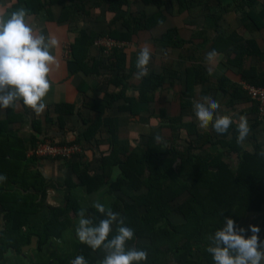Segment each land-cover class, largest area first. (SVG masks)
I'll use <instances>...</instances> for the list:
<instances>
[{
	"label": "trees",
	"instance_id": "1",
	"mask_svg": "<svg viewBox=\"0 0 264 264\" xmlns=\"http://www.w3.org/2000/svg\"><path fill=\"white\" fill-rule=\"evenodd\" d=\"M68 1L17 0L11 11L23 8L28 15L41 14L47 11L48 17L53 18L49 7L54 4H61L68 13L74 12V10L76 12L85 11L86 4L90 3L84 4V0H78L81 2H75L74 5L68 6ZM140 1L145 5H154L158 9L157 13L146 17L143 12H139V15H133L130 10L122 11V7L129 8L134 5L135 0L96 1L95 5L98 7L108 5V9L115 12V22L121 18L124 20L125 30L120 31L117 28H110L107 32L110 33L109 36L128 41L138 31L155 28L158 24L165 22L167 18L164 14L165 10L170 6L169 3L173 2V0ZM176 1L179 3L181 14L203 6L207 10L213 11V5H215L226 12L240 8L244 11V19L249 22L245 25L246 29L250 31L264 29V7L259 12L252 9L257 0ZM246 8H250V10L247 11ZM217 13L213 11V14L207 15L208 19L216 21ZM63 18H65L64 15L61 19ZM177 31L178 28L167 30L158 38V43L165 47L183 46L188 40L177 38ZM221 33L218 29L213 38L211 49L221 52L231 46L233 56L228 58L229 62L238 66L242 77L249 84L264 87L263 73L257 74L254 68L243 67L244 55L256 54L261 58L264 54L255 40H245L238 37L235 32L226 35ZM91 36L95 37V34L87 33V30L83 29L75 48L87 49L88 39ZM111 57L115 59L112 60L110 65L115 63L116 69L123 72L126 67L125 54L119 50V47H114L113 56ZM136 61L137 56H132L128 75H131L133 71H137ZM104 62V58L103 61L96 62L92 66L93 69L102 72L99 67ZM71 69L76 71V68L72 65ZM200 69L194 65L186 68V94L193 91L197 82H205L208 79L203 74V70ZM165 73V71L156 72L153 70L143 77L139 86L138 99L127 97L124 88L118 92L107 90V104L99 108L103 112L105 105L109 106L114 100L124 97L128 105L125 104L120 108L129 111L132 115H137L140 110V103L151 101L154 98L155 91L165 82ZM128 75L117 72L108 76L106 81H108V84L116 86L119 83H124ZM218 79V87L224 89L223 78ZM125 84H123L124 87H127ZM239 89L243 92L239 93ZM235 91L234 99L245 97L251 100L254 104L253 110L256 111L257 121L259 123L264 121V118L259 119L258 104L251 99L247 89L243 86L242 89L241 87H235ZM11 120L10 117L3 121L0 120V134L3 130H5L4 134L6 133V125ZM103 122L108 124V131L111 134V147L109 152L102 157L101 167L103 172L93 173L87 169L80 171L81 163H71L75 165L76 171L79 172L78 178L80 181L75 182L70 178L67 180L69 189L66 191L65 205L46 204L47 178L42 172L37 173L31 169V165L39 159L40 141H45L47 136L44 139L34 138L35 140L31 141V145L26 139H19L18 137V141L12 140L8 143L6 141V145L0 147V175L8 172L6 169L8 164L14 165V168L20 171V173L15 174L16 177L23 181H31L29 183L31 187L36 186L37 188L33 195L25 201L29 203V209L25 208L27 205L21 201V198L28 194H19L17 191L10 189L9 191L5 190L4 193L0 192L3 205L9 204L13 207H6L8 223L5 230L0 232V252L7 253L13 248L16 251H22L23 247L32 245L36 238L39 251H43L50 246L53 252L49 260L48 255L45 256L47 257L45 264H70L71 258L74 259V255L76 257L83 256L87 264H100L104 257L100 258L98 253L103 248L93 250L87 244L80 242L75 230L79 223L81 209L85 210V217L91 218L94 224L105 218L93 205L85 208L83 201L85 195H88L87 193L98 192L102 186L108 184V178L112 175V172H116L115 168H118L122 175L117 179V182H113L109 187L110 190L119 192V200L116 201L115 199L109 203L105 200L104 205L106 209L110 208L113 212L121 214L120 217L123 218L125 225L133 229V240L128 241L126 247H136L147 251V261H142L140 264H213L211 254L206 251L211 244L209 237L218 228L224 226L225 217L232 218L236 224L251 211L262 212V222L259 226L262 235H259L258 238L264 240V155H261L264 152V146L261 143L255 145L253 152L244 150L241 144L236 142L238 132L235 128L232 131V136L221 142L233 151L238 158V163L235 168H232L228 163L223 162L222 157H220L221 152L214 156L212 153L200 156L194 154L192 148L185 152H179L174 148L164 150L162 144L156 141L154 135L147 136L145 144L144 142H137L132 145L128 139H117L111 117L97 120L95 124L90 125L89 132L86 134L89 141L92 140L90 133L95 135L94 132L98 130ZM232 127H237V125H232ZM13 133L11 135L16 136ZM38 140L40 141L38 142ZM30 150H32L33 155L27 156ZM166 153L171 155L165 156ZM8 154L14 156L15 160L11 161ZM178 162H182L181 170L177 168ZM213 166H215V169L212 168ZM13 175L10 177L12 182L14 181L11 179ZM75 189L76 192H74ZM80 189L85 190L83 198L80 197L82 195L79 194ZM185 191L189 193L188 198L183 202H178V198ZM107 196L109 197V195ZM175 211L184 218V221L180 224L174 223L169 217V214ZM215 216L222 217L219 224L214 220L210 221L209 218ZM113 229V232L109 234V239L116 234L115 225ZM67 232H70V237L74 242V251L70 252V256L68 251L65 252L58 246L60 242L61 245L67 243L69 235ZM54 240L56 241L55 244ZM194 250L198 251V258L192 254ZM169 253L173 254L174 260L168 258ZM45 257L42 258L43 261H45Z\"/></svg>",
	"mask_w": 264,
	"mask_h": 264
},
{
	"label": "crops",
	"instance_id": "2",
	"mask_svg": "<svg viewBox=\"0 0 264 264\" xmlns=\"http://www.w3.org/2000/svg\"><path fill=\"white\" fill-rule=\"evenodd\" d=\"M81 1L69 0L67 5L72 6L75 2ZM96 1L84 0V4L90 2L88 5L86 4L85 11L76 12L74 10V12L68 13L61 4H54L49 7L53 18L48 17L47 11L41 14L27 15L26 20L34 26L39 34H43L45 37L55 35L59 39V47L51 51L57 57L60 67L58 70H54L50 76L52 87L44 98L46 108L42 114L37 115L32 109L24 106L21 102L14 103L8 109H0V120H6L8 117L12 118L6 125V133L4 134L5 130H3L2 134H0V147H4L6 141L7 143L12 140L18 141V137L19 139H26L31 145V141L34 138L39 137L44 139L47 136L43 142L40 141L42 139L38 140L41 144L38 148L39 159L31 165V169L37 173L42 172L47 178L46 200L49 188L54 187L59 189L60 185H57V181L64 179L62 176L64 172L61 170L64 167L59 162L65 158L70 159L68 164L72 165L74 169L75 165L70 163L79 162L81 163L80 171L87 169L93 173L103 172V168L101 167V163L103 162L102 157L105 153L109 152V148L111 147V134L108 131V124L103 122L100 124L98 130L94 132V134L96 133L95 135H91L90 133L91 141L86 138V134L89 132L88 129L91 124H95L97 120H102L106 117L112 118L117 139H128L132 145L137 142H144L145 144L147 136L154 135L156 137L159 135L163 138L164 146L174 148L179 152H185L191 148L194 154L200 156H205L209 153H212L214 156L221 152L220 157H222L223 162L225 164L228 163L232 168H235L238 158L233 151L229 150L221 142L232 136V131L237 128L232 127V125L238 124L241 115L247 118L250 127L247 138L241 144L242 148L253 152L255 149L254 145L257 143H261L264 146V121H260V123L257 121L256 111L253 110V102L245 97L234 99L237 91H235V87H241L242 89V86L245 88V85L249 83L242 77L238 66L230 63L228 60V58L233 56L232 47L229 46L221 52H216L217 56L211 63L205 58L206 54L212 51V41L219 29L218 21L223 18L225 13L237 14L240 23L238 28L228 29V32H223L219 29L222 32L221 34L226 35L235 32L238 37L245 40L253 39L261 52L264 53V29H256L254 31L246 29L244 26L246 20L244 19L243 10L235 8L226 12L213 5V11L218 12L217 19L216 21H210L207 15L213 14V11L207 10L204 6L194 8L180 15H186L189 18L197 20L200 19V16H203L204 21L190 22L193 26L189 28L188 25L187 27L186 25L182 26V23L177 21L179 17L170 14L169 9L166 8L164 14L167 18L164 23L158 24L150 30L138 31L127 41L109 36L110 33L108 34L107 32H109L110 28H117L120 31L125 30L124 20L121 18L115 22V12L109 10L108 5L98 7L95 5ZM16 3L17 0H0V8H4L10 13ZM134 3L129 8L126 6L122 7V11L143 12L146 17H150L158 11L152 4L145 5L140 0H135ZM257 6H261V8L256 11ZM263 7L264 0H257L252 9L259 12ZM247 9L250 10V8ZM62 15L65 18L61 19ZM171 28H178L177 38L188 40L183 46L165 47L158 43V38ZM83 29H86L87 33L95 34V37L91 36L88 39L87 49L75 48ZM148 32L152 34V37L147 34ZM145 45L155 54V56L151 57L152 61L157 60L158 57L166 56V60L164 61L170 62H166L159 68L148 70V73L153 70L156 72L165 71V82L155 91L154 98L151 101L140 103V110L137 115H132L129 111L120 108L125 104L128 105L124 97L114 100L109 106L105 105V109L102 112L99 107L107 104V90L118 92L124 88L127 97L139 98L141 79L137 80L134 76L138 70L133 71L131 75L127 73H129L132 56H137L140 49ZM114 47H119V50L126 56V67L123 69V72L116 69L115 63L110 65L112 60L115 59L111 57L113 56ZM103 58L105 62L101 64L104 66L100 64L99 67V70L102 72H98L92 66L96 62L103 61ZM71 65L76 68V71H72ZM193 65L201 68L203 74L208 79L205 82H197L193 91L190 94H186V68ZM243 67L254 68L257 74H264V54L261 58L256 54L244 55ZM209 68L212 69L211 74H209ZM178 69H181V71ZM117 72L128 75L124 83H119L116 86L108 84V81H106L108 76L114 75ZM184 75L186 76V84L182 80H185ZM218 78H223L222 84L224 89L218 87ZM177 79L179 80L178 82ZM123 84L127 87H124ZM238 92L242 93L243 91L239 89ZM204 96H209L218 102L220 107L217 111L220 114L231 115L233 117L234 123L226 133H216L211 125L206 130L199 127V121L193 110L194 102L200 101ZM12 131L16 136L11 135ZM52 148L66 150L68 155H64L59 151H53ZM167 148L163 147L164 150ZM232 152L234 153L233 157H236L237 160L231 156ZM30 155H33L32 150L28 151L27 156ZM170 155V153L165 154V156ZM229 155L231 159H234L233 164L227 159ZM8 158L11 161L15 160V157L11 154H8ZM177 168L181 170L182 162L177 163ZM212 168L215 169V166ZM6 169L8 172L3 175L7 179L0 183V192L4 193L5 190L9 191L10 189L17 191L19 194H28L21 198L22 202L27 201L37 190L36 186L31 187L29 184L31 181L18 179L15 174L20 173V171L17 168L15 169L14 165L8 164ZM114 170L117 171L118 168ZM12 174H14L13 178H11L14 180L13 182L10 180ZM67 179L65 178L64 181L67 182ZM87 194L94 195V193ZM59 196L60 194L57 197ZM188 196L189 193L185 191L178 200L183 202ZM96 199L95 202L101 203L98 200V196H96ZM24 204L27 205L25 208L29 209V203L25 202ZM7 206L12 207L9 204L3 205V199L0 197V232L7 227ZM255 215L262 218L261 211H251L238 221L235 227L248 229L249 225L256 222ZM251 234L250 230L244 233L246 238ZM259 235H262L261 231L258 233ZM35 243L37 244L36 239L32 245H35ZM32 245L23 247L22 251H16L14 248L10 249L7 253L1 251L0 264H45L47 257H45V261L39 262L36 260L42 254V251H39L40 254L37 250H34L36 251L35 258L25 252V248L29 250L32 248ZM47 249L51 250L50 246ZM21 255L24 256L21 257ZM45 255H48L47 251ZM43 256L42 254L41 257ZM26 259L28 260L26 261ZM261 264H264V260L261 261Z\"/></svg>",
	"mask_w": 264,
	"mask_h": 264
},
{
	"label": "clouds",
	"instance_id": "3",
	"mask_svg": "<svg viewBox=\"0 0 264 264\" xmlns=\"http://www.w3.org/2000/svg\"><path fill=\"white\" fill-rule=\"evenodd\" d=\"M27 12L20 8L7 12L0 8V109H8L16 102L32 109L37 115L45 111L44 98L49 93L52 82L50 79L54 70L60 67L52 49L58 48L59 39L55 35L45 37L39 34L34 26L26 20ZM215 50L206 54V60H215ZM151 57L150 48L145 45L137 54L135 79L139 80L148 75V64ZM211 74L212 69H208ZM220 105L209 96L194 102V112L201 129H208L209 125L218 134L228 131L234 123L231 115L220 114ZM237 144H242L247 138L250 127L245 116L239 117L237 124ZM163 146V138L155 137ZM264 155V152L261 153ZM7 178L0 175V182ZM93 207L105 218L98 223L85 217V210L79 212V223L76 235L80 242L87 244L93 250L103 248L105 256L100 264H140L147 261L146 250L136 247H126L128 241L133 240L134 231L125 225L119 213L113 212L105 205L95 202ZM225 224L209 237L211 244L206 251L211 254L213 264H261L264 260V240H259L260 228L249 225L248 229L236 228L230 217H225ZM115 235L109 239L110 232ZM252 235L245 237L246 231ZM70 264H87L83 256H77Z\"/></svg>",
	"mask_w": 264,
	"mask_h": 264
},
{
	"label": "rangeland",
	"instance_id": "4",
	"mask_svg": "<svg viewBox=\"0 0 264 264\" xmlns=\"http://www.w3.org/2000/svg\"><path fill=\"white\" fill-rule=\"evenodd\" d=\"M170 4V6L168 7V11H170L169 13L170 14H172V15H175L176 17H179V19H177V21H180V23H182V26L183 25H186V27H187V25H188V27L189 28H191L192 26H193V24H191L190 22H198V21H204V19H203V16L201 17L200 16V19L199 20H197V19H195V18H189V17H187L186 15H180L181 14V12H180V9H179V3L176 1V0H173V2H170L169 3ZM261 8V6H257V9H256V11L257 10H259ZM247 10H249V9H247ZM236 11H239V10H236ZM133 15H139L138 13H133ZM234 23H237V24H234ZM239 23H240V21H239V17L237 16V14L235 15V14H224L223 15V18H221L219 21H218V24H219V29L221 30V31H223V32H228V29H231V28H238L239 27ZM249 22L248 21H245V23H244V26L246 25V24H248ZM195 26V25H194ZM196 27V26H195ZM244 31V30H243ZM147 34H149L150 35V37H152V34L151 33H147ZM104 41H105V39H103ZM153 56H155V54L154 53H152L151 52V57H153ZM151 57H150V61H149V64H148V66H147V68H148V70L149 69H151V68H159V67H161L162 65H164L166 62H168V63H170L169 61H164V60H166V56L165 57H158V59L157 60H153L152 61V59H151ZM168 66H170V64H168ZM171 68H173V67H171ZM212 68H213V66H212ZM178 70H180L181 71V69H178ZM184 78H185V80L184 79H182L184 82H185V84H186V76L184 75ZM179 80L177 79V82H178ZM181 84V83H180ZM179 87H180V85H179ZM179 87H177V88H179ZM60 142H63L62 140H59ZM67 142V141H66ZM255 146V145H254ZM59 152H61V151H59ZM233 155H234V153L232 152V154H231V156L233 157ZM236 155V154H235ZM231 156L229 155L228 157H227V159L228 160H230V162L232 163V162H234V159L235 160H237L236 159V157H233L234 159H231ZM63 157H65V156H63ZM68 157V156H67ZM69 160L70 159H68V158H65L64 160H61V162H59V164H61V166L62 167H64V168H61V170H62V172H64L63 174H62V176H63V178L64 179H59V181H57V185L59 186L60 185V187H59V189L58 188H54V187H51V188H49V190H48V197H47V200H46V204H49V205H57V206H60L61 204L62 205H65L66 204V196H67V193H66V191H68V189H69V184L67 183V182H65L64 180H65V178H70V179H73L75 182H79L80 181V179L78 178V173L79 172H77L76 171V169H74L73 168V166L72 165H69L68 163H69ZM54 161H56V160H54ZM71 162V161H70ZM67 164V165H66ZM71 164V163H70ZM233 164V163H232ZM69 165V166H68ZM68 166V167H67ZM50 168V167H49ZM51 169V168H50ZM79 169H81V167H79ZM52 170V169H51ZM99 171H101L100 169H99ZM52 172V171H51ZM122 175V173H121V171L120 170H117L116 172H112V175L108 178V184H105L104 186H102L100 189H99V191H98V193H94V195H85V197H84V201H83V203H84V207L85 208H87V207H89V206H92L94 203H95V201L97 200L96 199V196H98L99 197V201H101V203H103V204H105L104 202H105V200H106V202H111V201H113V200H115L116 199V201L117 200H119L118 198H119V192L116 190H110V187H109V185L110 184H112L113 182H117V179L120 177ZM67 179V180H68ZM74 192H76V189L74 190ZM83 192V193H82ZM85 193V190L84 189H80L79 190V194H82L81 196L80 195H78V196H80V197H82V196H84L83 194ZM60 194V196L59 197H57L58 195ZM109 195V197L107 196V195ZM83 198V197H82ZM178 202H180V201H178ZM178 202H176V203H178ZM107 203V204H108ZM120 216H121V214H119ZM169 217L171 218V220L174 222V223H176V224H180V222H183L184 221V218H183V216L180 214V213H178V212H171L170 214H169ZM210 219V221H216L218 224L221 222V219H222V217H210L209 218ZM261 217L260 216H256L255 215V220H256V222H254V223H252L251 225H257V226H259V224L261 223ZM69 235H68V239H67V243H65V244H63V245H61L62 243L60 242L59 243V247H61L65 252H67L68 251V255L70 256V252L72 253L73 251H74V249H73V241H72V238L70 237L71 236V234H70V232H67ZM67 238V237H66ZM36 239V238H35ZM36 241H37V239H36ZM59 242V241H58ZM56 243V241L54 240V244ZM37 245L38 244H36L35 243V245H32V248H30V249H32V250H28L27 248H25V252H27L29 255H32L34 258H35V254H36V251H34V250H37L38 252H39V249H38V247H37ZM60 248V249H61ZM47 248H45L43 251H42V254L44 255L43 257H45L46 255H45V252L47 251V253H48V257H51V255L53 254V252H52V250H46ZM34 251V252H33ZM65 252H63V253H65ZM33 253V254H32ZM40 253V252H39ZM41 254V253H40ZM41 254V255H42ZM192 254H194V256L195 257H199L198 256V251L197 250H194L193 251V253ZM41 255L38 257V258H36V260H42V258L43 257H41ZM104 255H105V252H104V250L102 249L101 251H100V253H98V256L100 257V258H102V257H104ZM172 253H169L167 256H168V258L170 259V260H174L173 258L174 257H172ZM22 256H24V255H21V257ZM37 257V256H36ZM75 255H74V259H75ZM26 258V257H25ZM71 258V257H70ZM172 258V259H171ZM28 259H26V261H27ZM71 260H73L72 258H71Z\"/></svg>",
	"mask_w": 264,
	"mask_h": 264
},
{
	"label": "built area",
	"instance_id": "5",
	"mask_svg": "<svg viewBox=\"0 0 264 264\" xmlns=\"http://www.w3.org/2000/svg\"><path fill=\"white\" fill-rule=\"evenodd\" d=\"M245 88L247 89L249 96L254 101V103L258 104V115L259 119L264 118V87H258L251 84H246ZM53 151H61L60 153L64 155H68L66 150H61L58 148H52Z\"/></svg>",
	"mask_w": 264,
	"mask_h": 264
}]
</instances>
